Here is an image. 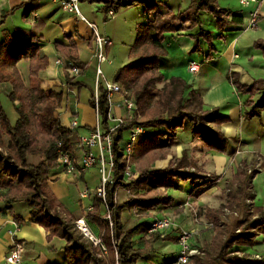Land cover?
I'll return each mask as SVG.
<instances>
[{
    "label": "trees",
    "instance_id": "1",
    "mask_svg": "<svg viewBox=\"0 0 264 264\" xmlns=\"http://www.w3.org/2000/svg\"><path fill=\"white\" fill-rule=\"evenodd\" d=\"M81 1L101 4L104 14L109 10L116 13L120 9L141 5L151 15L149 21L136 25L135 39L128 51L130 61L113 76V83L128 90L135 104L132 125L140 126L145 131L138 139L129 162L133 163L135 151L136 160L142 158L146 165L158 158L162 159L164 151L176 143L178 132L186 123L189 124L188 131L192 140L201 141L208 151L225 153L228 139L221 127L228 123V118L221 115L218 109L205 110L201 94L191 89L181 78L165 79L160 72L159 61L167 55V36L177 32L178 22L183 23L182 31L187 32L185 35L192 40L191 53L202 56L206 50L204 58L210 60L214 52L213 43L224 41L230 27H236L232 31L243 30L242 18L229 20L231 13L220 8L218 0H190L188 7L177 14L165 11L149 0ZM33 10L30 4L24 10L23 17H28ZM202 13L211 18L212 30L204 27L200 19ZM254 48L264 52L261 42H255ZM54 49L65 64L83 68L77 59L74 43L69 42L68 46L55 43ZM20 61L29 64L27 84L16 68ZM46 66L47 59L39 54L35 34L25 39L0 43V84L10 85L11 91L7 97L17 114L16 121L11 124L0 107V199L8 205L18 201L25 203L28 223L42 227L48 234V240L57 237L65 242L63 253L67 264H136L152 252L151 246L160 236L153 234L149 236L145 247L135 248L134 238L139 233L146 234L150 223L142 222L131 230L123 231L120 220L122 210L136 207L158 210L161 206H170L173 199L166 194L167 189L178 181L196 184L202 180L203 174L198 170L196 162L183 154L164 170L150 171L146 165L141 166L138 168L136 182H124L126 162L122 160L121 151L130 126L118 129L112 138L113 183L106 188L107 204L112 211V227L101 215L104 209L98 197H93L91 210L81 216L87 224L99 230V243L95 245L75 229V222L81 218L69 214L48 186L50 175L59 168L55 146L61 141L64 149L70 151L72 131L63 128L57 119L63 93L41 89L39 73ZM230 82L235 91L248 96L242 118H259L264 112V79L254 80L252 85L244 86L231 74ZM160 84H163L161 88L158 86ZM72 86L79 88L81 84L75 83ZM258 94L259 98L255 101ZM100 114L105 123L107 101L104 93L100 98ZM2 136L7 138L6 143ZM145 158H148L147 162ZM35 159L37 162H33ZM250 164L241 160L236 172L226 181L223 190L225 203L218 209L204 210L203 217L211 223L214 237L210 244H205L201 256L192 258L189 264H264L263 259H248L237 251L231 252L236 247H252L257 237L264 236V206L254 205L252 184L259 170L264 172V158L260 159L259 169L250 167ZM209 178L210 181L218 179L211 175ZM131 185L143 193L114 205L116 188H128ZM14 221L20 226L25 223L18 216H14ZM101 246L106 248L107 258L103 257Z\"/></svg>",
    "mask_w": 264,
    "mask_h": 264
},
{
    "label": "crops",
    "instance_id": "2",
    "mask_svg": "<svg viewBox=\"0 0 264 264\" xmlns=\"http://www.w3.org/2000/svg\"><path fill=\"white\" fill-rule=\"evenodd\" d=\"M159 2L157 1L163 10L177 14L188 7L190 0H162ZM30 4L34 8L33 12L28 17H23L24 10ZM218 5L231 13L229 20L242 18L243 30L232 31L231 29L236 27H230L224 41L213 43L214 52L211 54V59L206 60L204 58L206 50L203 51L202 56L191 53L192 40L185 35L187 32L182 31L183 23L178 22L177 32L167 36V55L159 61V69L165 79L181 78L189 84L191 89L201 94L205 110L218 109L221 115L228 118V123L221 127L222 133L228 139V149L225 153L208 151L201 141H193L188 131V123L178 132L177 141L175 145L171 146L174 158L178 159L185 153L197 163L198 170L204 174L203 179L208 180L210 175L217 176L218 179L212 182L204 180L205 182L196 184H191L189 181H178L172 187L175 189V193L170 196L173 199L170 206L150 210L148 213L141 212L142 215L138 220L134 218L123 220V212L126 211L131 216L134 210L133 212L127 209L122 210L120 220L123 231L131 230L142 222L149 224L156 219H162L168 212L176 218L178 224L191 228V211L197 209L199 220L203 225H197L196 230L198 233L204 232L205 236L210 233L209 236H212L210 224L203 217L204 210L216 209L225 203V197H222L220 193L225 188L226 181L230 180L236 172L241 160L249 163L252 158H255L258 163L260 159L264 158V112L260 114L259 118L243 119L244 104L248 96L235 91L230 82L231 74H234L244 86L252 85L254 80L264 79V52L254 48V43L257 41L264 45V0L245 6L240 4V0H218ZM102 7L101 4L89 5L88 8L83 6L82 16H89L88 20L87 17L84 18L89 24L95 26L98 34L99 29L96 26L105 19ZM141 9L143 8L141 7ZM150 19L151 15L143 9V13L137 16L135 24L145 23ZM200 19L204 27L212 30L213 23L210 17L202 13ZM252 19L255 20V25L250 27ZM30 34L36 35L39 54L47 59V66L39 73V78L42 81L41 89L44 91L51 89L63 93L62 103L57 110V119L60 125L68 129L74 118L78 123V128L71 130L72 144L69 151L77 162L80 157V153L75 149L77 136L91 130L96 124V116L90 106V98L95 87V61L91 59L93 46L91 30L86 23L76 21L74 16L63 12L53 0H0V43L25 39ZM99 35L109 38L105 31ZM69 42L75 44L77 59L83 64L82 73L76 77L66 72L64 59L54 49L55 43L68 46ZM57 60L62 61L64 66L57 65ZM191 62L196 63L199 68L194 77L188 72ZM16 68L23 82L27 84L28 62L20 61ZM75 83H80L81 87L72 86ZM10 91L8 83L0 84L1 95L8 96ZM258 98L259 94L255 96L254 100L256 101ZM114 101H118L117 96L114 97ZM9 106L8 110L11 115L0 104L10 123L14 124L17 114L14 105L9 104ZM113 112L116 115L121 113L116 107ZM2 139L3 141L7 140L5 136H2ZM238 152L239 154L235 156V153ZM171 157L168 155L165 159L154 161L150 166V171L166 169ZM132 165L136 169L146 165L144 159L136 160V151L133 155ZM89 177L95 178L98 185L97 167H93L81 175H68L57 168L48 180V186L56 200L69 214L78 218L86 214L94 197L91 194L93 191H88L91 190L87 181ZM257 178H262L258 188L254 185ZM263 180L264 172L259 170L252 182L255 195L254 205H264ZM198 184L203 185L199 187ZM84 189L89 194L83 198L81 194ZM258 192H260V197ZM103 212L101 210L102 217ZM14 216L20 217L25 223L22 226L17 225ZM28 221L29 215L25 203L18 201L8 205L0 199V264H7L5 258L13 241L24 245L20 264H67L66 255L63 253L65 242L57 237L48 240V234L42 227L28 223ZM16 225L18 229L15 228ZM92 227L95 228L92 231V237L97 240L99 230L94 225ZM159 234L157 232L154 235L163 238ZM151 235L139 233L133 240L134 247H145ZM169 236L174 235L170 234ZM151 248L152 252L145 259L137 261L136 264H168L176 254V243L169 238L155 241ZM235 250L248 259L261 256L264 260V236L257 237L252 247H236ZM171 252L173 253L172 257L165 261V256L170 255Z\"/></svg>",
    "mask_w": 264,
    "mask_h": 264
},
{
    "label": "built area",
    "instance_id": "3",
    "mask_svg": "<svg viewBox=\"0 0 264 264\" xmlns=\"http://www.w3.org/2000/svg\"><path fill=\"white\" fill-rule=\"evenodd\" d=\"M56 2L60 9L75 17L76 21L84 22L89 26L92 33L93 46L91 48V59L95 61V87L91 95L92 109L96 116V124L86 133L78 135L75 142V149L80 153L79 160L76 162L69 151H66L61 141L57 142L55 146V153L57 163L61 171L68 175L84 174L93 167H97L99 173V183L97 187L91 192L95 197L101 199L102 207L105 215L104 220L111 224V209L108 207L106 200V188L108 185L113 183V168H114V157L112 152V141L113 134L120 128L130 126L127 138L123 141L121 156L122 160L126 162V167L123 173V181L126 183L134 182L137 180L138 174L134 170L135 168L129 162L131 155L135 149L136 143L140 136L145 131L142 127L132 125L135 119L136 107L131 98L130 92L124 90L117 83H109L105 80L101 65L104 63H111L107 58V49L111 45V40L108 37L101 36L98 34L94 25L89 24L87 20L82 16L79 10V3L81 0H53ZM259 0H240V4L247 5L249 3H256ZM107 17L113 18L114 12L109 10ZM255 25V20L250 21V27ZM57 65L64 66V63L60 60L56 61ZM66 72L71 76H78L82 73V69L68 63L65 65ZM198 65L191 62L188 66V72L192 75H196L198 72ZM104 93L107 101V114L105 123L103 122L100 114V98L101 94ZM118 97V101H114V97ZM121 111L120 114H114V108ZM78 123L74 118L68 127L69 130H76ZM0 189V194H1ZM88 191H84L81 197H87ZM91 210V207L87 211ZM84 221V228L87 229L88 233H85L79 226V223ZM77 229L84 237L91 240L95 245L99 243L98 240L92 237L87 223L83 218L77 220L74 224ZM211 227V225H209ZM18 229V226H15ZM177 225H174L169 218L156 219L150 222L148 233L164 232L169 230H177ZM196 230L182 231L178 236V248L173 260L169 264H189L191 259L194 257L201 256V251L195 248H191L190 240ZM102 252L105 253V248L101 246ZM24 253V245L18 241H13L12 247L5 258L7 264H20L22 255ZM254 259L261 260V256H255Z\"/></svg>",
    "mask_w": 264,
    "mask_h": 264
},
{
    "label": "rangeland",
    "instance_id": "4",
    "mask_svg": "<svg viewBox=\"0 0 264 264\" xmlns=\"http://www.w3.org/2000/svg\"><path fill=\"white\" fill-rule=\"evenodd\" d=\"M137 1H141V0H137ZM149 1H152V2L160 5L159 4L160 3L159 1H162V0H149ZM157 1L159 3H157ZM89 5H93V4H90V3L86 2V1H83V2H80L79 3V10H80V12L82 11L81 14L84 13L83 12L84 11L83 6H86V8H88ZM141 7H142L141 5H136V6H133V7H130V8H126V9H120L119 11H117L116 13H114V17L113 18H109V17H107L106 14L103 13V15L105 16L104 21H102V23L97 24V26H96L97 29H99V34H102V32L105 31L106 34L109 35V39L111 40V45L107 49V58H108V60L111 63L110 64L109 63H104V64L101 65V69H102L104 78L109 83H113V76L116 73V71L120 67H122L123 65H125L127 62L130 61L129 58H128V51H129V47L132 45V43H133V41L135 39V27H136L135 22L137 20V16L139 14H142L143 13V9L144 8L142 7L143 9H141ZM84 17H87V20L89 19V16H84ZM192 76L194 77L195 75H192ZM162 85L163 84L158 85L159 88H161ZM0 104L7 111L9 109L8 107H10L9 104L11 105L12 103L9 101V99H8L7 96H5L3 94L2 95L0 94ZM7 112H9L10 115H11L10 110H8ZM12 121H14V120H12ZM138 121H140V119ZM126 138H127V135L125 136V139ZM193 141H195V140H193ZM4 142L6 143L7 141L5 140ZM173 145H175V143L172 144V145H169L167 147V149L164 151L165 152V155L162 157V159H165L168 155L172 156L171 157V160H169V162H168V165H169L170 162H174V161H176V160H178V159L181 158L180 157V158L176 159L172 155L171 146H173ZM183 154L189 160H191L185 153H183ZM238 154H239V152L238 153H235V156L238 155ZM145 159L148 160V158H145ZM156 160H154V161H156ZM154 161H152L151 163H148L146 165V167L148 169H150V166L152 165V163ZM33 162H37V159H35ZM249 163H252V165L250 164V167L259 169L260 162L256 163L255 158H252ZM233 166H235V164H233ZM94 170H95V168H94ZM134 170L137 172V174L139 173L138 172V169L135 168ZM190 171L193 172L194 169H190ZM211 176H213V175H211ZM98 179H99V177H98ZM137 180H138V177H137ZM204 180H207V179L206 178L205 179L202 178V180L199 181V182H205ZM87 181H88V185L90 187L89 189H91V190H88V191H93L95 189L94 186L97 185V180H95V178L89 177L87 179ZM136 181H134V182H136ZM134 182H129V183L130 184L131 183L133 184ZM207 182H212V181H210V178H209L207 180ZM259 182H262V178H257V182L254 184L257 188L259 187ZM263 182H264V180H263ZM201 186L202 185H200L199 187H201ZM160 190L163 191V189H160ZM84 191H85V189H84ZM166 191H167L166 194L168 196L174 195V193H175V189H173V188H169ZM138 193L139 194H142L143 191L139 192L134 187V185H131L128 188H125V187H122V186L119 187V188H116L115 194H114V197H113V204L114 205H117V204L123 203L125 200L133 199L136 196H138ZM258 193H259L258 195L260 197V192H258ZM148 194H153V193L148 192ZM220 195L222 197H225V195L223 194V191H221ZM257 206H264V205H257ZM164 207H168V206H161L160 208H164ZM218 208H216V209H218ZM133 210H134V212H133ZM150 210L151 209L142 210V209L136 207V208L132 209V212L133 213L131 214V216L129 215L128 212H126V211L123 212L122 219L123 220H127V219H130V218H134V219H137L138 220L139 216L142 215L141 212L142 213H148V211H150ZM191 212H192V227L191 228H189V227L186 228V227H183L180 224H178L176 218H174V216H172L169 212L167 214H165L164 217H163V218H169L173 222L174 225H177L178 229L177 230H169L166 233L161 232V234H159V232H158V234L163 236V238L160 237V239L166 240L165 238H169L170 240H173V242L176 243V252H177V248H178L177 247L178 246V236L181 234V232L182 231H190V230H193L194 231V230H196L195 227L197 225L201 226L200 224H202V221H200L199 220V217H198V214H199L198 210L196 209L195 211L193 210ZM225 214L228 215L229 213L225 212ZM104 215H105V212H103V216ZM206 221H207L208 224H211L208 220H206ZM87 226H88V228H89V230H90L91 233H92V231L95 230V228H93L92 225L87 224ZM196 231H198V230H196ZM211 231H212V229H211ZM203 233L204 232H199V233H195L194 234V236L189 241L191 248H195V249L201 251V250H203L205 244H207V245L210 244V242L212 240V237H214V232L212 231V233H213L212 236H209L211 233L208 236H205ZM146 234L147 235L157 234V232H155V233H148V230H147V233ZM170 234H173L174 236H169ZM92 235H93V233H92ZM114 246H115V244H114ZM232 251H236L235 248L232 249L231 252ZM172 254L173 253L171 252L170 255H166L165 258H164L165 261L169 260L172 257L171 256ZM103 257L104 258H107V250H106L105 253H103Z\"/></svg>",
    "mask_w": 264,
    "mask_h": 264
},
{
    "label": "bare ground",
    "instance_id": "5",
    "mask_svg": "<svg viewBox=\"0 0 264 264\" xmlns=\"http://www.w3.org/2000/svg\"><path fill=\"white\" fill-rule=\"evenodd\" d=\"M79 226L82 228V230H83L85 233H88L87 229L84 228V227H85V226H84V221H81V222L79 223Z\"/></svg>",
    "mask_w": 264,
    "mask_h": 264
}]
</instances>
